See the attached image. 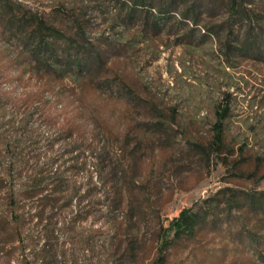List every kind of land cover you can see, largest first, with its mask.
<instances>
[{
  "label": "rangeland",
  "instance_id": "1",
  "mask_svg": "<svg viewBox=\"0 0 264 264\" xmlns=\"http://www.w3.org/2000/svg\"><path fill=\"white\" fill-rule=\"evenodd\" d=\"M11 1L102 62L66 74L33 68L0 19V143L14 145H0V178L14 153L21 211L56 199L50 217L26 216L12 232L0 181V264H264V62L223 70L199 27L187 42L191 23L149 3ZM42 176L34 189L44 191L28 198V178ZM182 212L198 220L177 234Z\"/></svg>",
  "mask_w": 264,
  "mask_h": 264
},
{
  "label": "trees",
  "instance_id": "2",
  "mask_svg": "<svg viewBox=\"0 0 264 264\" xmlns=\"http://www.w3.org/2000/svg\"><path fill=\"white\" fill-rule=\"evenodd\" d=\"M153 2V0H133V7L149 3L150 7L157 9L160 14L167 15L176 12L181 19V24L191 23L192 28L185 33L188 35L186 37L187 42L194 39V28L199 27V38L210 40L211 49L216 52L217 60L223 64V70L234 69L238 60L264 62V10H257L256 6L252 5L254 1L158 0L156 4ZM180 4H183V9H179ZM206 17L210 20L205 19ZM217 17H219L217 21L212 20ZM0 19L4 25V32L9 38L18 40L21 52L29 56L26 64H31L33 68L46 72L56 70L66 74L74 71H90L95 61L102 62L99 53H95L92 57L89 54L91 53L90 49L85 47L83 43L75 44L73 38L64 31L47 22L37 11L26 10L21 3L0 0ZM145 22L146 25H151L154 28L161 26L158 20L148 21L146 19ZM227 110L229 108L223 103L217 110L219 114L214 125L213 139L210 143L215 149L223 143L221 121ZM2 142L5 145V151L8 149L13 151L14 145L9 139ZM2 144L0 143V145ZM13 154H4L5 165L0 181L4 182L5 209L1 218L5 226H8L12 232L20 233V226L27 218L26 216L37 218L40 221L50 217V213L47 214L49 216H45L47 208L52 209L56 199L49 206L43 202L35 206L31 205L26 213L21 211L22 207L18 206L17 203L22 191L16 189L13 183L16 178L15 174H19V171H16L18 160ZM100 160H102L101 157ZM115 174L116 170L113 168L112 176ZM44 178V176L33 180L28 178L29 184L27 183L25 190H23V192L31 190L27 194L28 198L37 196L44 191V188L34 189L37 180L44 182L46 181ZM112 188L116 196L112 202V209L116 210L120 205L119 191L115 183ZM45 198V195H41L39 199L43 201ZM69 198H73V194ZM197 220L196 214L180 213L173 221L175 233L192 231ZM46 232L48 231L46 230Z\"/></svg>",
  "mask_w": 264,
  "mask_h": 264
}]
</instances>
